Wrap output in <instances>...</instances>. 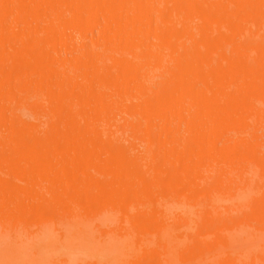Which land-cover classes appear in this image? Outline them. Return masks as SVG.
<instances>
[{"label": "bare ground", "instance_id": "1", "mask_svg": "<svg viewBox=\"0 0 264 264\" xmlns=\"http://www.w3.org/2000/svg\"><path fill=\"white\" fill-rule=\"evenodd\" d=\"M263 128L264 0H0V264H226L264 238Z\"/></svg>", "mask_w": 264, "mask_h": 264}, {"label": "rangeland", "instance_id": "2", "mask_svg": "<svg viewBox=\"0 0 264 264\" xmlns=\"http://www.w3.org/2000/svg\"><path fill=\"white\" fill-rule=\"evenodd\" d=\"M171 28L170 25H165L162 27L163 31L164 30H169ZM23 116L25 118H31L30 117V114L28 113V111H23L22 112ZM264 129V128H263ZM158 131V130H157ZM157 131H154L153 130V133H156ZM6 131H4L5 133ZM260 133V134H259ZM264 134V130H260L258 132L259 135H263ZM3 134V132H1L0 134V142H5L7 137H9V135ZM4 136V137H3ZM185 139H190L191 137L189 136H184ZM147 141V140H146ZM153 140H148V142H152ZM155 141V140H154ZM194 140H181L180 142L173 144L170 143V145H166V146H171V147H179L180 145L182 146L183 144L182 143H193ZM252 141V140H251ZM255 141V140H253ZM257 141V140H256ZM260 141V140H259ZM165 144H167L168 142H163ZM160 146H163L161 145V143H159ZM234 142H228V143H225V144H219L221 146V148L219 149V152L216 154V157H219L220 155H224L232 146H233ZM156 145V144H155ZM158 145V144H157ZM156 147H159L156 146ZM76 175H79V174H76ZM28 178H31V177H28ZM256 178H261V179H264V172L262 169H257V172L254 176V179ZM25 181H23V184H24ZM27 183V182H26ZM49 186H50V183H48ZM27 185V184H26ZM154 192H153V195H154V198H156L158 200V206H157V209H158V213H157V218L156 220L158 222L162 221V220H165V222L168 224V225H175L176 223H178L180 221V219L182 218H186V214H187V209L185 207V204L184 203H181L179 201H176L172 196H170L169 194L165 193V192H162L161 190V187H162V183L159 182V180H156L154 181ZM23 191H20L19 190L17 192L14 193V195L11 196V204L13 202V204L15 202H20V196H23V198H26V195L22 193ZM20 194V195H19ZM19 196V197H18ZM209 196V193H206L204 195V198L208 197ZM19 198L18 201H14V198ZM17 198L15 200H17ZM13 199V200H12ZM25 201V200H24ZM232 201L230 202H226L225 206L220 209V211L217 212V214H215L214 217H210L209 219L206 220L205 222V226L204 228L206 229H213L214 227H216V223L219 222V224L222 222V221H225V220H229L230 219V209H228L229 207H227L226 205H233L234 203H231ZM9 203V202H8ZM231 203V204H230ZM33 208L32 209H36V208H39L41 205L35 203L34 205H32ZM250 210L252 211V213H262L263 212V208L260 206V205H253V204H250ZM42 208V207H41ZM52 209V208H51ZM50 209V210H51ZM37 210V209H36ZM35 210V211H36ZM192 215L195 214V211L193 210L191 212ZM146 223L145 222H137L134 227H133V230H141V229H144L146 227ZM240 229L237 230V233H233L231 235V244L235 246V248H233L235 250L234 253H232L231 255V259H227V262L226 264H242L244 260H247V261H251V259L253 258V256L251 254L248 255V253L250 251L248 250H244L242 251L244 248H247V247H250L252 246L253 244L255 243H258L257 239L261 240V241H264V238H255L253 236V234H251L250 230L245 228V227H239ZM34 229H36V227H34ZM229 229L228 228H222L221 232H219L218 234H213V238L215 239L216 237H224L226 236V234L228 235L229 234ZM60 234V233H58ZM230 237V236H229ZM25 240H27L28 242H30L29 238L27 237H23ZM159 251V248H158V245H153V246H150L147 251L142 255L143 257V260L144 262L148 263L150 260L154 259V255L156 256V253ZM256 257H258V252H256ZM68 259H70L69 261V264H87L88 262H84L85 260H87L88 257H86L85 255H82L80 254V252L78 253H73L71 255H69L67 257ZM257 264H264V258L262 259H259L257 260Z\"/></svg>", "mask_w": 264, "mask_h": 264}]
</instances>
